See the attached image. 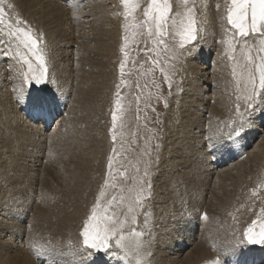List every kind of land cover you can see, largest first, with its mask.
Instances as JSON below:
<instances>
[{"label":"rangeland","instance_id":"374dc122","mask_svg":"<svg viewBox=\"0 0 264 264\" xmlns=\"http://www.w3.org/2000/svg\"><path fill=\"white\" fill-rule=\"evenodd\" d=\"M144 1L146 4L148 3V0H140V3L144 5ZM51 2H54L56 6L58 5L63 9L64 20H67V23L71 24V26L84 23V21L89 18L88 16L92 17L93 13H96L94 12L95 10L98 11L106 7V10L114 9L115 11H113L112 17L120 24V39L117 49L115 50L113 48L114 51L112 49L108 52L95 49L96 46L93 43H90L91 48L89 50H81L80 52L77 48L78 43L82 44L84 41H78V39H75L73 44H70L69 41L63 43V45H67L65 46V50L70 51L68 54L71 53L72 50L74 53L77 51L75 59L79 58V54L88 53L91 65L84 69L86 71L91 70L96 79H98V77H103L100 88L101 93H98L99 100L102 101L98 107H93L95 108L94 113H92L94 114L93 119H91L92 114L88 113L89 120H86V122L89 123L87 126L90 129H93L96 125L98 129L96 132H86L81 136L78 133V126L80 125L77 126V124L79 123L75 122L73 124L74 128H72L67 120L64 128L61 124L63 121L57 124L59 118L55 117L44 130V135H49L50 139H53L51 141L53 145L46 143L44 146L48 151L43 148L45 157L43 156L40 166V168L43 167L45 161L51 165L49 171V176H52L49 181L51 186L49 204L50 211L52 212H50L48 220V234L46 233L47 235H43L39 230H35V233H33L36 241L32 249L34 251H32L31 255L25 253L27 261L30 262L28 263L41 264L39 262L40 259L45 261L46 264H112L118 262V257L123 256L119 254L120 250H116L111 256L105 255L103 252L95 253L91 257H85L83 255L87 250L83 248L80 233L84 222L92 215V210L94 208L96 209V214L101 224L106 223L103 220L105 216L111 217L112 220L115 221L114 225L109 226L116 227L117 235H123L125 237L123 242L124 245L130 240H133L136 235L145 232L144 235H151L149 236L151 239L154 235L152 244L151 246L149 245V249L151 248V258H160L163 260L164 257L166 258L168 254L172 253L171 255L174 257L178 256V260L182 257L178 264H181L187 257L195 258L194 245L200 243L202 240V226L198 219L196 208L193 209L191 206H188L190 215L192 214L195 217L192 215L189 217L192 224L184 234L183 229L185 227L183 219L177 217L175 224L167 223L168 225L166 227L163 225L164 222H162L160 226V224H158L161 220L159 218L160 216L158 217V213L160 212L154 209L159 204L158 198L155 199V197H157L155 189L156 180L164 177L162 175L168 172L165 165L162 166L161 164L163 156L165 158L168 156L165 153L167 150L163 148L164 142L166 141L165 137L167 139L169 136L170 130L167 129H172L173 123L177 120L178 107H180L183 102V86L186 79L182 77V71L189 57L185 59L181 53L186 52L187 48L190 47V45H186L185 49L179 48V35H176V31L171 28V21L172 19H176L178 25L180 20H184L186 23L187 17L185 13L188 8H192L194 10L193 18L196 21V28L198 30L197 41L200 43L201 36L204 37L206 34L203 27L204 16L201 10H199L203 9V6L199 5L198 0H169L172 5V12L170 13L169 19V34L166 36L163 45H157L154 42V38L147 36L146 28H140L138 26L144 20L142 10H138L133 16L128 18V27L125 29L124 8L120 0H116V4L114 1L112 3L110 0H52ZM7 4H11L12 8L9 9ZM97 4L99 7L95 8ZM228 4H230V0H213L212 5L215 14L217 15L219 12L223 13V17L226 20V5ZM34 9L33 11L35 13L39 12L36 7ZM4 10L7 13L5 16L6 24L11 23L13 26H16L15 21L20 19L24 22L19 25L20 27L31 29L34 34L42 36V39L38 41V45L43 49L45 65L48 70V79L52 81L49 77L53 74L51 71V64L53 63V55L56 52V40L51 35H48V32L46 34V31L49 30L45 29L40 24L41 21L38 18L40 16L39 13H37L38 15L33 14V17H28L26 12L21 15L15 5L9 0H6ZM23 10L26 11V8H23ZM177 13L180 15L178 16ZM134 24L137 26L133 27ZM109 28L110 27H105V29ZM226 28H230V26L227 25ZM5 31H7V28H5ZM75 35H77V33H75ZM125 37H127V47L125 51L122 52L121 48L125 46ZM246 39L252 46L253 50L251 55L254 58L255 64H259L260 61L256 58L258 56H264V52L256 51L258 42L254 37L250 36ZM9 47H11L13 52L16 50L17 42L15 39H9L6 36L0 37V57H2L0 58V62H12V65L15 66L16 69L18 83L21 84V82H23L21 72L27 71V65L21 68V63L17 62L19 58L11 60V58L6 57L3 53ZM20 51L22 54L28 55L27 50L22 46L20 47ZM73 52L72 58L74 56ZM125 53H127V58H125ZM29 59L32 60L34 68L38 69L39 66L30 55ZM225 61L229 63L227 64L228 66H226V68H229L226 71L227 77H229L228 71L233 69L232 67L234 64L239 63L240 65H247L248 63L241 54L239 46H237L236 52L234 53V59L229 60L225 58ZM121 64L124 65L123 72L121 71ZM253 72L258 82L259 72L255 66H253ZM73 74L75 75L74 72ZM165 76L168 77V80L165 79ZM234 77L235 83L239 81V84L237 83L238 90L240 91H238V96H241L246 83V71L242 72L241 69L238 68L237 76H234L233 72L231 73L230 78L233 80L231 87L234 86ZM96 83L99 86L98 81H96ZM227 83H229L228 79ZM117 86H119V89ZM55 87L54 82L46 85H38L28 88L27 93L28 96L35 100L33 102H36L39 97H47L50 98V100L54 97L55 100L52 106L63 105L62 109L60 108V110H58L57 115H63L65 112L63 117L65 116L69 119L68 117L72 116V114L74 115V113H69L70 110L68 111V108L71 106L69 97L72 99L73 93L70 92V96L66 94L65 100L61 104L59 93L54 91ZM118 90L120 92L119 99L121 101L122 111L117 113L118 120L115 131L117 139L113 141L111 115L115 109V101L118 99L116 95ZM90 98H92V95ZM97 102L98 99L95 105ZM235 104L236 102L232 99V106L230 105L229 107L232 117H235V114L238 115L237 111L234 109ZM236 105H239L241 111H243V99H240ZM20 114L21 117L23 112H20ZM235 118H237V116ZM24 120L28 121V119L23 117V121ZM38 122L40 123V120H36L32 123L36 124ZM252 122L255 126L248 129L241 137L234 141L225 140L222 144H218L211 149L218 156H226L225 158L220 157L222 164L224 163L225 165L215 169V174H226L224 177L228 179L236 177V180L233 182L234 185H232L231 182H226L227 185L224 188L227 189L226 191L224 190L226 192L225 196L227 197L226 205L223 201L222 203H224V205L214 206L215 211L219 215H216L215 221L209 225V234H207L210 239L214 237V244L211 242L210 245L212 247L215 245L213 248L216 254L219 255V259L222 260V264H232L231 259H233L236 264H253L255 262H258L256 264H264V244L252 245L247 244L246 241L244 243H237V240L241 239L243 231L251 225V222L257 219V217L264 215V213L261 212V209L264 208V180L262 181V179H264V112L257 110L252 116ZM222 125L220 126L222 127ZM229 127H234L233 121H231L226 128L222 127L221 130L219 128V133H226ZM3 128L4 127L0 130V136H3L4 134L2 133L6 131V129ZM89 141L91 144L93 142L95 147H91L90 144L88 145ZM238 142L240 144H238ZM258 145L260 146L259 148L256 147ZM80 146H82L81 150ZM47 154L49 157H47ZM252 154H257V160H262L261 165H257L261 167H257L260 170L258 169V171L257 168H254V171L257 170V172L250 176H244L239 172H235V174L234 171L236 170V166L243 163V161H245L244 159L249 158L250 160V155ZM60 159L64 160L60 161ZM110 159L112 161L111 175L109 174L108 167ZM251 160H253V156H251ZM160 161L161 163H159ZM209 161L212 160L210 159ZM62 162L63 164H61ZM253 162L255 161L253 160ZM0 166H2L1 161ZM56 169L59 170L57 171ZM1 170L0 168V173H2ZM55 171H57V174ZM146 172L147 175L145 174ZM53 173L56 174V178H54L55 175ZM39 175L40 173L38 172L35 174L37 177L35 179V200L38 199L39 194V185L37 184L40 181ZM62 177L64 180L60 179ZM215 177L214 175L211 178L210 186H213V182L216 184L217 180L214 179ZM244 177H251L252 179H244ZM149 185H151L150 188ZM62 189L64 191L67 190L68 194H65ZM57 191L60 192L57 193ZM36 192L38 193L36 194ZM101 193H103V195H101ZM218 193L220 195V192ZM231 195H233L232 197L234 198H232ZM138 196L141 200V205L139 207L136 206V199ZM207 196L205 197L204 195V204H212L213 201L209 200V195ZM113 197H115V199H113ZM227 199L231 201L228 202ZM1 200L2 198L0 199V210L3 209L1 207ZM31 201H27L29 207L24 208L27 224H23L22 227L24 229L25 240H27L28 235V230L26 229L28 223H30L29 221H31L34 206H36V202L33 206ZM224 206L228 209L220 210L222 209L220 207ZM129 207L133 208L132 212L128 211ZM25 209H27V211ZM133 216L136 217V223H132ZM155 217H157L156 220ZM152 225L154 226L152 227ZM212 227L215 228L213 229ZM165 228H167V230ZM146 232L149 234L147 233V235ZM133 233H136V235H133ZM186 235H189L191 238L185 239ZM181 239L188 241L187 243L189 245L185 247L182 253H177L178 247L180 246L178 243ZM22 241L24 244L23 247H26L27 244L24 243V239H22ZM28 247H32L31 244H29ZM161 252L164 253V255ZM190 253H194L193 256L189 255ZM159 254L162 258L159 257ZM113 256L118 259L113 258ZM131 257L127 259L132 260L133 258ZM137 260L135 264H137ZM140 261H142V263L144 261L143 264L147 263L146 260L143 259Z\"/></svg>","mask_w":264,"mask_h":264},{"label":"bare ground","instance_id":"6f19581e","mask_svg":"<svg viewBox=\"0 0 264 264\" xmlns=\"http://www.w3.org/2000/svg\"><path fill=\"white\" fill-rule=\"evenodd\" d=\"M9 1L15 5L21 15L26 12L28 17H33V14L39 13L40 16L37 17L41 21L40 24L45 29L49 30L46 31V34L48 32V35H51L56 40V52L54 55L52 54L53 63H50L53 74L51 77H49L50 80L54 82V86H56L54 91L59 93L61 104L64 102L66 94L70 96V92L73 93V98L71 99V97H69L71 106L68 108V111L70 110L69 113H74V115L72 114V116L68 117L69 119H67L65 116L63 117L65 112L63 115H57L58 110H60V108L62 109L63 105L52 106L51 104L50 110L45 109L43 112L38 111L35 108L36 102H33L35 100L32 99V97L28 95L21 96L19 87L23 82H21V84L18 83L16 69L15 66L12 65V62H0V120L2 122V124L0 122V130L2 127L6 129L5 133H2L4 135L0 136V161L2 162V166H0L2 169V173H0V199L2 198L1 207L3 208L0 210V264H29L30 262L27 261L25 253H29L31 255L32 251H34L32 249L34 248L36 241L34 239L33 233H35V230H39L43 235L48 234V220L50 217V212H52L50 211L51 209L49 204V195L51 193L49 181L52 177L49 176V171L51 165L45 161L44 166L41 168L40 166L43 156L45 157V151L43 150L46 149V147L44 148V146L46 143L53 145L51 142L53 139L51 140L49 135L45 136L44 130L55 117L59 118L57 124L63 121L61 124L64 126V128L67 120L71 124L72 128H74L73 124L75 122L79 123L77 124V126L80 125L78 126V133L81 136H83L82 134H85L86 132H96L98 129L96 128L97 125L94 126L93 129H90L87 126L89 123L86 122V120H89L88 113H94V109L96 106L98 107L102 101L99 100L98 96L101 93L100 88L101 83L103 82V77H98V79H96L91 70L86 71L84 69L85 67H89L91 65V60L89 59L88 53L79 54V58L75 59L77 56V51L74 53L72 50L74 54L72 58V52L68 54L70 51L65 50V46L67 45H63V43L65 41H69L70 44H73L75 39H78V41H84L83 43L81 42L82 44L78 43L77 48L80 50V52L81 50H89L91 48L90 43H93L96 46L95 49H101L104 52H108L113 48L116 50L118 41L120 39V24L112 17V13L115 10H106L107 7L101 8L98 11L95 10L94 12L96 13H93L92 17L88 16L89 18L85 20L84 23L75 26L73 25V27L71 24L67 23V20H64L65 18L63 17V9L58 5L56 6L54 2H51L52 0ZM110 1L112 3L114 1L116 4V0ZM198 1L199 5L203 6V9L199 10H201L204 16L203 27L206 34L204 37L201 36V41L197 44L199 51H197L195 56L189 57L187 59V64L183 68L182 77H185L186 79V82L183 86L184 89L182 88L183 102L180 107H178L177 120L175 123H173V127H171L172 129H167L170 130L169 136L167 139L165 137L167 143L166 141L164 142L163 148L167 150L165 153L168 156L166 158L163 156L162 163L161 161L159 162L162 164V166L165 165V168L168 169V172L162 175L164 176L161 177L162 179L160 178L156 180L155 185L157 195L155 199L158 198L159 204L157 203L158 205L154 210L160 212L158 213V217L160 216L159 218L161 220L160 222L157 221L160 226L162 222H164L163 225L166 227L168 225L167 223L175 224L178 217L183 219L185 227H183L184 234L186 231H188V228L192 224L189 218L192 214L190 215L188 206H191L193 209L196 208L198 219L201 222L202 240L200 243L194 245L195 254H193L195 255V258L187 257L185 260L182 259L183 261L181 264H208V261L219 258V255L216 254V251L213 248L215 245L213 247L210 245L211 242L214 244V237L213 239H210L209 235L207 234H209V225L215 221V216L219 215L215 211L214 206H222L224 203L226 205L227 197L225 196V191L227 189H224L227 185L226 182H231L232 185H234L233 182L236 180V177H229L230 179L225 178L224 176L226 174H215V169L225 165L224 163L222 164V160L220 159V157L223 156H218L208 148L209 137H214L219 133L222 127L226 128L231 121L235 122L237 119L235 118L237 116L236 114L235 117L231 116V109L229 110V107L231 105L232 99L236 102V104L239 102V100H236L239 90L237 87V82L235 83V77L234 86L231 87L233 80L230 77L233 69L228 71L229 77L226 76V71L229 69L226 68V66H228L227 64L229 63L225 61V58L228 57L224 54L225 46L221 42L225 38L224 36L227 22L223 17V13L219 12V14H215L212 5L213 0ZM144 5H146V2ZM35 7L39 12H34ZM98 7L99 5L97 4L95 8ZM23 8H26V11L23 10ZM105 27L110 28L105 29ZM75 33H77V35H75ZM227 79L229 80V83H227ZM96 81H98L99 86L97 85ZM91 95L92 98H90ZM97 99L98 105H95ZM236 104L234 108L235 110H237ZM94 106L95 108H93ZM20 112H23L22 116L28 119V121H23V117H20ZM93 116L94 114H92L91 119H93ZM36 120H40V123H32ZM220 125H222V127ZM90 141L88 142V145L90 144L91 147L94 146L93 142L91 144ZM238 144L240 143L238 142ZM81 147L82 146H80V150ZM256 147L259 148L260 146L258 145ZM251 156H253V160L255 162L251 160ZM47 157H49L48 154ZM210 159L212 161H209ZM61 160L62 159H60V161ZM244 160L245 161H243V163L239 165L237 164L238 166H236L234 173L239 172L244 176H250L252 174H256L257 170L261 168L259 166L261 165L262 160H257V154L250 155V160L249 158ZM61 164H63V162ZM254 168H257V170L254 171ZM57 171H55L56 174ZM37 172L40 173V181L37 183L39 185L38 199L35 200V179L37 178L35 174ZM56 174H54V178L57 177ZM214 175L216 176L214 179L217 180V185L214 184L215 182H213V186H210V180H212L211 178ZM247 178L252 179L251 177H244V179ZM60 179L64 180L63 177ZM263 180L264 179H262V181ZM67 190H63L65 194H68ZM38 192H36V194ZM58 192L60 191H57V193ZM218 192H220V195ZM204 195L205 197L209 195V200L213 201L212 204H204ZM232 196L233 195H231V197ZM29 200H32V205L36 202V206L33 205L34 210L32 212L31 221H29L28 218L30 223H28V227L26 229L28 230V235L27 240H25L26 238H24V229L22 225L26 223L24 208L29 207L27 205V201ZM223 201L224 203H222ZM227 201L230 202L231 200L229 201L227 199ZM220 208H222L220 210L228 209L226 206ZM25 210L27 211V209ZM205 215L207 216L206 220L203 218ZM156 219L157 217H155V220ZM153 226L154 225H152V227ZM212 228L214 229L215 227ZM165 229L167 230V228ZM144 233L145 232H142V234L136 235L133 240L127 242L123 249L119 251V254L123 256L118 257V262H114L112 264H135L137 259L146 260V262L149 264H178L179 261H181L182 257L180 260H178V256L174 257L171 255L172 253H167L168 255L166 258L164 257L163 260L160 258H151V248L149 249V247L152 244L154 235L151 239V237L149 238L151 235L145 236ZM147 233L148 232H146V234ZM189 235H186L185 239H190L191 237ZM22 239H24V243L27 244L26 247H23L24 244ZM185 239H181L178 243L180 246L178 247L177 253H182L185 250V247L189 245L187 243L188 241ZM29 244H31L32 247H28ZM191 253L189 255L193 256ZM162 254L164 255V253ZM130 257L133 259H127ZM159 257H161V255ZM231 261L232 264H236L233 259H231ZM39 262L41 264H46L42 259H40ZM256 263L258 262L253 264Z\"/></svg>","mask_w":264,"mask_h":264},{"label":"snow or ice","instance_id":"6c2138e0","mask_svg":"<svg viewBox=\"0 0 264 264\" xmlns=\"http://www.w3.org/2000/svg\"><path fill=\"white\" fill-rule=\"evenodd\" d=\"M124 8L125 29L128 27V18L133 16L138 10H142V16L144 20L138 25L140 28H146L147 36L154 38V42L157 45H163L166 36L169 34V19L172 12V5L169 0H148L146 5H142L140 0H120ZM6 0H0V37L14 38L17 42L16 50L13 52L9 47L3 54L13 60L18 59V63H21V68L27 65V71L21 72L23 77V83L19 87L21 96L28 95L27 89L38 85H46L53 83L49 81L47 75V67L45 65L43 49L38 45V41L42 39V36L34 34L31 29H25L19 25L24 22L20 19L15 21V25L5 23V16L7 13L4 10ZM9 9L12 8L11 4H7ZM179 16L180 14L177 13ZM187 22L184 20L179 21L177 24L176 19H172L171 28L176 31V35H179V48L185 49L186 45H190L186 52H182L181 55L187 59L188 57L195 56L199 51L197 44L198 30L196 28V21L194 20V10L188 8L185 13ZM226 21L230 28L225 29V38L221 41L224 45V54L229 60L234 59V53L237 46L240 47L241 54L247 60V65H240L239 63L233 65V75H237V69H241L242 72L246 71V83L242 91V95L237 97V100L243 99V111L240 106H237V119L234 122V127H229L228 131L224 134H217L214 137H210L208 140V148L222 144L225 140H236L241 137L248 129L254 127L252 122V116L257 110L264 111V56H258L260 63L255 64L254 58L251 55L252 46L249 44L246 38L252 36L258 42L257 52H264V0H230V4L226 5ZM137 25H133L136 27ZM7 28V31H5ZM27 50L28 55H24L20 51V47ZM127 47V37H125V46L121 48L124 52ZM29 55L35 60L39 66L38 69L34 68L33 62L29 59ZM127 58V53H125ZM253 66L258 70L259 77L253 72ZM124 65L121 64V71L123 72ZM168 80V77L165 76ZM239 84V81H237ZM119 89V86H117ZM118 99L115 101V109L111 115L112 128L111 132L112 140L115 141L117 136L115 134L117 128L118 112L122 111L121 101L119 99V90L116 93ZM55 98L51 100L47 97H39L35 103V108L38 111L43 112L45 109L50 110L51 104ZM19 102V101H18ZM109 174L111 175L112 161L109 160ZM147 175V172L145 173ZM151 185H149V188ZM103 195V193H101ZM115 199V197H113ZM141 205L139 196L136 199V206ZM129 212L133 211L132 207L128 208ZM264 213V208L261 209ZM205 220L207 216L203 217ZM103 220L106 222L101 224L97 217L96 209L92 210V215L84 222L82 231L80 233L82 237L83 248L87 251L83 253L85 257H91L95 253L103 252L105 255H113L116 250H122L124 247L125 237L123 235H117V228L109 225H114L115 221L111 217L105 216ZM132 223H136V217H132ZM136 235V233H133ZM247 244H264V215L257 217V219L251 222L244 231L241 239L237 240V243ZM113 258H117L113 256ZM137 264H142V261L138 260ZM208 264H222L221 259H213L208 261Z\"/></svg>","mask_w":264,"mask_h":264}]
</instances>
